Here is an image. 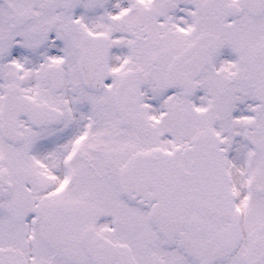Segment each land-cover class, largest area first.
I'll list each match as a JSON object with an SVG mask.
<instances>
[{
  "label": "snow or ice",
  "instance_id": "1",
  "mask_svg": "<svg viewBox=\"0 0 264 264\" xmlns=\"http://www.w3.org/2000/svg\"><path fill=\"white\" fill-rule=\"evenodd\" d=\"M0 264H264V0H0Z\"/></svg>",
  "mask_w": 264,
  "mask_h": 264
}]
</instances>
